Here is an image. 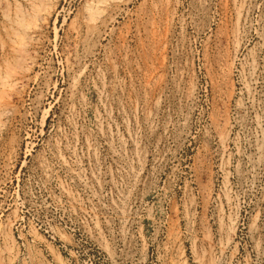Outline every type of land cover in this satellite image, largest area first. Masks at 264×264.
Instances as JSON below:
<instances>
[{"label":"rangeland","instance_id":"obj_1","mask_svg":"<svg viewBox=\"0 0 264 264\" xmlns=\"http://www.w3.org/2000/svg\"><path fill=\"white\" fill-rule=\"evenodd\" d=\"M0 82V264H264V0H0Z\"/></svg>","mask_w":264,"mask_h":264},{"label":"bare ground","instance_id":"obj_2","mask_svg":"<svg viewBox=\"0 0 264 264\" xmlns=\"http://www.w3.org/2000/svg\"><path fill=\"white\" fill-rule=\"evenodd\" d=\"M23 38H24V37H23ZM1 82H2V80H1ZM1 82H0V83H1ZM2 83H3V82H2Z\"/></svg>","mask_w":264,"mask_h":264}]
</instances>
